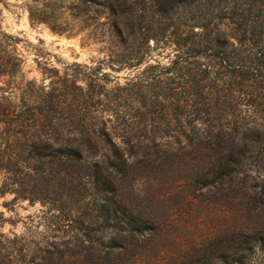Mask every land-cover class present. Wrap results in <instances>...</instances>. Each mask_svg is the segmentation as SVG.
Segmentation results:
<instances>
[{
  "label": "rangeland",
  "instance_id": "obj_1",
  "mask_svg": "<svg viewBox=\"0 0 264 264\" xmlns=\"http://www.w3.org/2000/svg\"><path fill=\"white\" fill-rule=\"evenodd\" d=\"M232 2L229 0L213 10L205 33L236 46L237 35L229 18ZM159 3L161 7L166 5ZM251 9L264 23V7L254 3ZM189 10L183 13L180 8V17L175 21L160 17L153 22L143 20L141 31L149 32L150 38L142 46V61L136 67H122L108 63L109 59L120 60L127 52L104 8L96 3L0 0V98H3L0 103H6L16 112L30 111L35 119L43 120L49 125L48 131L52 127L48 136L34 133L39 123L30 122L24 127L26 138L58 147L73 139L67 132L74 109L72 95L84 101L86 93L93 89L88 85L95 83L90 109L108 120L107 128L119 141L124 137L120 118H129L134 113L126 108L125 103L132 97L126 84L151 68L162 74L181 45L197 40L194 34H203L188 19L197 9ZM30 12L42 22H31ZM144 12L141 10L140 14ZM50 96L54 97L52 111L43 119L42 112L39 114L36 108L48 105ZM57 101H60L58 106ZM58 116L62 118L55 119ZM4 130L0 125V133ZM160 156L147 161L133 160L138 163L136 168L120 183L121 199L136 219L134 223L149 221L152 228L147 232L116 233L106 226L90 223V233L99 238L97 264H264V252L257 245L251 252L246 250L247 233L264 238V204L260 200L264 197V188L260 186L264 177H248L245 185L222 184L199 189L190 184V179L209 177L202 168L203 159ZM44 161L51 162L53 158ZM28 163L38 169L43 162L34 164L29 160ZM51 163L52 170L60 173L59 179H65L66 186L61 189L64 193L50 185L44 202L14 201L15 195L9 192L0 195V233L11 239L17 236L38 248L66 250L75 244L77 234L74 226L64 221L69 214L63 212V207H70L72 194L63 167H58L57 159ZM48 167L45 165L43 169ZM255 171L253 164L249 170L251 176H256ZM132 182L135 191L131 189ZM93 209L95 205L90 199L81 213L88 219L94 214ZM77 215L70 212L71 218ZM120 227L127 226L121 223ZM117 241L124 249L116 248Z\"/></svg>",
  "mask_w": 264,
  "mask_h": 264
},
{
  "label": "trees",
  "instance_id": "obj_2",
  "mask_svg": "<svg viewBox=\"0 0 264 264\" xmlns=\"http://www.w3.org/2000/svg\"><path fill=\"white\" fill-rule=\"evenodd\" d=\"M160 1L165 7L160 6ZM227 1L84 0L86 4L96 3L104 8L127 52L120 60L109 59L110 66L112 63L122 67L140 65L142 46L150 38L149 32L141 31L143 20L153 22L160 17L175 21L180 17V8L183 13L193 8L197 12L188 19L203 34H194L197 40L181 45L162 74L151 68L126 84L132 95L125 103L126 108L134 113L129 118H120L124 137L119 141L107 128L108 120L90 109L95 83L88 85L93 89L86 93L84 101L72 95L74 109L67 132L73 139L58 147L26 138L24 127L30 122L39 123L34 133L48 136L52 127L48 131L49 125L43 120L35 119L30 111L16 112L6 103H0V125L5 127L0 133V195L9 192L15 195L14 201L44 202L50 185L64 193L61 189L66 186L65 179H59L60 173L50 167L57 159L72 194L70 207H63V212L69 214L64 221L77 232L75 244L66 250L32 247L22 238L11 239L0 233V264H97L99 238L90 233V223L106 226L116 233L149 231L152 223H134L136 219L124 206L120 194V183L136 168L138 163L133 161L136 159L147 161L160 155L200 157L209 177L190 179V184L199 189L222 184L245 185L248 177H264V23L251 9L254 3L264 7V0H233L229 18L237 35L236 46L205 33L213 10ZM141 10L144 14H140ZM29 18L31 22H42L31 12ZM53 99L50 96L48 105L36 108L39 114L42 112L43 119L52 111ZM248 111L250 115L243 114ZM59 118L62 116L55 119ZM52 132L57 134V130ZM46 158L53 161L45 163ZM29 160L43 163L36 169ZM253 164L256 176L249 172ZM45 165L48 169H43ZM23 169L28 173L22 174ZM260 186L264 188V180ZM131 189L136 190L135 182L131 183ZM90 199L95 209L86 219L81 210ZM260 200L264 204V197ZM71 211L78 215L71 218ZM121 223L127 227L122 229ZM246 237L248 252L256 245L264 252L263 237L250 233ZM114 244L124 249L118 241Z\"/></svg>",
  "mask_w": 264,
  "mask_h": 264
}]
</instances>
